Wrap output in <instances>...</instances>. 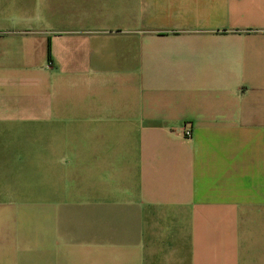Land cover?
<instances>
[{"label": "crops", "instance_id": "0c3cea01", "mask_svg": "<svg viewBox=\"0 0 264 264\" xmlns=\"http://www.w3.org/2000/svg\"><path fill=\"white\" fill-rule=\"evenodd\" d=\"M0 264H264V0H0Z\"/></svg>", "mask_w": 264, "mask_h": 264}, {"label": "built area", "instance_id": "2783aa9c", "mask_svg": "<svg viewBox=\"0 0 264 264\" xmlns=\"http://www.w3.org/2000/svg\"><path fill=\"white\" fill-rule=\"evenodd\" d=\"M184 134H185V137L191 138V136H192V130L191 129H186Z\"/></svg>", "mask_w": 264, "mask_h": 264}]
</instances>
